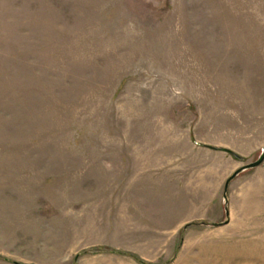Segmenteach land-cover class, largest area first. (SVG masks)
I'll return each instance as SVG.
<instances>
[{"label": "rangeland", "instance_id": "374dc122", "mask_svg": "<svg viewBox=\"0 0 264 264\" xmlns=\"http://www.w3.org/2000/svg\"><path fill=\"white\" fill-rule=\"evenodd\" d=\"M263 146L264 0H0V264H264Z\"/></svg>", "mask_w": 264, "mask_h": 264}, {"label": "water", "instance_id": "95a60500", "mask_svg": "<svg viewBox=\"0 0 264 264\" xmlns=\"http://www.w3.org/2000/svg\"><path fill=\"white\" fill-rule=\"evenodd\" d=\"M235 155V153H232ZM264 162V146L261 148L260 154L258 155V157L256 158V160L249 162L247 164H244L242 166H240L239 168H237L236 170H234L225 180L224 182V186H223V200H224V210H225V215L226 217H228V188H229V184L231 183V181L238 176L239 174H241L242 172L255 168L259 165H261ZM228 221V219L226 220V222ZM215 225V224H213Z\"/></svg>", "mask_w": 264, "mask_h": 264}]
</instances>
